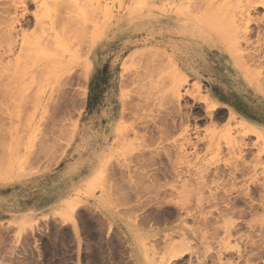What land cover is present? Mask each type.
<instances>
[{"label": "rangeland", "instance_id": "obj_1", "mask_svg": "<svg viewBox=\"0 0 264 264\" xmlns=\"http://www.w3.org/2000/svg\"><path fill=\"white\" fill-rule=\"evenodd\" d=\"M11 26L0 187L39 200L55 181L61 202L26 226L34 246L11 225L0 264H264V0H0ZM34 57L66 66L43 118Z\"/></svg>", "mask_w": 264, "mask_h": 264}, {"label": "bare ground", "instance_id": "obj_2", "mask_svg": "<svg viewBox=\"0 0 264 264\" xmlns=\"http://www.w3.org/2000/svg\"><path fill=\"white\" fill-rule=\"evenodd\" d=\"M14 27H9V28H6V30H4L5 32H4V36H0V39H1V44L3 45V43H5V45H1L0 44V58L2 59V61H3V58H5V55L6 54H11V53H13L14 51H15V49H16V46H17V44H18V40L16 39V37H14ZM50 37V36H49ZM53 37V36H52ZM54 37H56V36H54ZM47 38V40H44V38H43V41H39V40H41V39H39V40H37L36 42H35V45L38 47V49H40V48H43V47H45V48H49L48 46H53V45H59L58 47H63L64 48V50L66 51V48H65V46H68V48L70 49L71 47L70 46H74V43H72V42H75V44H76V42L78 41V42H80V40H78V39H75V38H73V37H66V36H64V38H67L66 40L65 39H59L58 37L57 38H55V39H49L48 37H46ZM45 38V39H46ZM49 39V40H48ZM25 39H23V41H24ZM25 42V41H24ZM77 42V43H78ZM21 44H23V42H20ZM70 43H72L71 45H70ZM25 44V43H24ZM23 44V45H24ZM67 44V45H66ZM26 45V44H25ZM64 45V46H63ZM5 46V48H3ZM22 46V45H21ZM20 46V47H21ZM56 46H54V47H52L53 49H48L47 51H49V50H51L50 52H52V50H54V48H55ZM58 47H56L55 48V52H57V54H58V50H59V48ZM3 48V49H2ZM23 48V47H22ZM25 48V47H24ZM23 48V49H24ZM62 48V49H63ZM37 49V50H38ZM68 49V50H69ZM3 50V51H2ZM43 51L45 50V49H42ZM42 50H40V55L41 54H45V53H41L42 52ZM57 50V51H56ZM61 51V52H65V51ZM72 50V49H71ZM24 51V50H23ZM46 51V52H47ZM53 51V53H55ZM60 51H59V53H60ZM39 52V51H38ZM48 55H50L49 56V58H52V57H54V54L52 55V53H47ZM47 55V56H48ZM46 55H41V57H47ZM74 56V55H73ZM61 59H63V57H61V56H59ZM257 57V56H256ZM259 57V56H258ZM35 58L36 57H34V61H35ZM56 58H57V56H56ZM73 58V57H72ZM72 58H70V59H72ZM260 58V57H259ZM40 59V58H39ZM65 60H66V57L64 58ZM258 59V58H257ZM36 60H37V63H38V61L40 62V64H35L36 66H34V68L31 70V71H29V72H27L26 73V76L27 75H29V77L31 78V82H32V84L33 83H35V87H39L38 89H37V91L36 92H33V93H31V94H27L28 96L26 97V99H25V104L26 105H29L32 109H41V111H40V114L42 115V118H43V115L45 114V113H47V104L49 103V100H51L52 99V96H53V93L56 91V92H59L60 91V87H61V84H62V82H63V80H62V75L65 73V71L66 70H64L65 69V64L61 61V60H59V59H54V60H50V61H48V62H44V63H42L41 61V59L40 60H38L37 58H36ZM241 60V59H240ZM247 60V63H248V59H246ZM2 61L0 62V63H2ZM31 61V60H30ZM43 61H44V59H43ZM243 61V60H242ZM36 62V61H35ZM64 62H66V61H64ZM71 63H72V61H70ZM69 62V63H70ZM250 62V61H249ZM256 62V61H255ZM30 63V62H29ZM242 63V62H241ZM243 63H244V61H243ZM247 63H244V66H247L246 64ZM66 65H70V64H66ZM2 66V65H1ZM26 67V66H25ZM32 67H33V64H32ZM71 67V66H70ZM69 67V68H70ZM24 68V67H23ZM27 68V67H26ZM30 68V67H29ZM28 68V69H29ZM251 68V67H250ZM0 69H1V67H0ZM31 69V68H30ZM19 71H20V69H19ZM22 73V72H21ZM25 73V72H24ZM177 74V73H176ZM24 75V74H23ZM178 75V74H177ZM23 77H25V76H23ZM65 77V76H64ZM63 77V78H64ZM26 78V77H25ZM23 79V78H22ZM13 80H15V79H13V78H11V76L9 75H7V76H5V75H3V74H0V86L1 85H4V84H6V83H8V84H10V82H12ZM172 80H174V79H172ZM30 81L28 82L29 84H30ZM20 84H22V83H20ZM23 84H25V83H23ZM177 84H178V82H177ZM180 85H181V83H180ZM179 85V86H180ZM178 86V85H177ZM178 86V87H179ZM47 88V87H50L51 88V94H50V96L48 97V99H45V97H44V93H43V90L41 89V88ZM56 87H58L57 89H56ZM178 90V89H177ZM175 92V91H174ZM26 95V94H25ZM24 95V96H25ZM23 96V97H24ZM22 97V98H23ZM181 97V96H180ZM124 100H126V99H124ZM127 101V100H126ZM47 102V103H46ZM124 104V103H123ZM128 103H126L125 105H127ZM131 105V104H130ZM123 106V105H122ZM124 107V106H123ZM122 107V108H123ZM126 108V107H125ZM127 109V108H126ZM184 119V118H183ZM150 120V119H149ZM125 121V120H124ZM148 124V123H147ZM184 124V123H183ZM43 125V124H42ZM135 126H136V124H134ZM133 126V125H132ZM143 127H145V126H143ZM149 127V126H148ZM53 128V127H52ZM36 129H38V128H36V124H32L31 126H30V130L32 131H35ZM147 129V128H146ZM168 129V128H167ZM247 129V128H246ZM159 130V129H158ZM163 130H164V128H163ZM162 130V128H161V131L159 132L160 134L159 135H161V133L163 132V133H165L164 131ZM50 131H51V129H50ZM68 131V130H67ZM168 131V130H167ZM47 132H49V131H47ZM131 133H132V131H130ZM129 131L128 132H126V134H128V133H130ZM147 132V131H146ZM244 132V131H243ZM246 132V131H245ZM244 132V134H246ZM44 133L46 134V131L44 130ZM63 133V132H62ZM240 133V132H239ZM43 135L44 137L46 136V135ZM66 134H68V133H66ZM134 134V133H133ZM137 134V133H136ZM168 134V133H167ZM166 134V135H167ZM247 134H248V132H247ZM70 135V134H69ZM124 135V134H123ZM129 135V134H128ZM135 135V134H134ZM165 135V136H166ZM117 136H122V135H117ZM123 137V136H122ZM126 137H128V136H126ZM168 137H170L169 136V134H168ZM227 137V136H226ZM248 137H249V135H248ZM160 138H163V137H160ZM225 138V137H224ZM120 139V138H119ZM124 139H125V137H124ZM128 139V138H127ZM170 139V138H169ZM168 139V140H169ZM261 139H263V137L261 138ZM261 139H260V141H261ZM42 140H45L46 141V139H42ZM126 140V139H125ZM162 140V139H161ZM165 140H166V137H165ZM167 140V141H168ZM240 140V139H239ZM164 141V140H163ZM41 143H42V141H40ZM47 142V141H46ZM106 142H108V141H106ZM127 142H128V140H127ZM190 142V141H189ZM262 142V141H261ZM120 143V142H119ZM122 143H126V142H124V140L122 141ZM234 143V142H233ZM47 144V143H46ZM227 144V143H226ZM178 145V144H177ZM182 145V144H181ZM243 145V144H242ZM39 146V145H38ZM44 146V145H43ZM186 146V145H185ZM179 148V146L177 147V149ZM181 150H182V148H181ZM97 151V150H96ZM185 151V150H184ZM159 153V152H158ZM180 153H182L181 151H180ZM157 156L156 157H158V158H160V156L161 155H159V154H156ZM184 155V154H183ZM185 156V155H184ZM183 156V157H184ZM32 157V156H31ZM187 157H188V155H187ZM185 158V157H184ZM183 158V159H184ZM55 159H56V157H55ZM113 159V158H112ZM112 159L111 158H103V157H101V156H96V157H93V170L95 171V172H97V173H101V171H102V167L103 166H107V165H111L114 161H112ZM182 159V160H183ZM155 160H159V159H155ZM153 161H154V159H153ZM184 161V160H183ZM31 162V161H30ZM56 162V161H55ZM158 162H160V161H158ZM160 164V163H159ZM7 165V164H6ZM5 165V166H6ZM4 166V167H5ZM6 167H8V166H6ZM5 169V168H4ZM4 169H3V171H4ZM0 170H2V168L0 169ZM7 170H8V168H7ZM3 171H1V173L3 172ZM5 172V171H4ZM3 172V174L4 175H7V174H5ZM18 172V171H17ZM32 172V171H31ZM160 172H162V171H160ZM9 173V172H8ZM3 174H1V176L3 175ZM10 174V173H9ZM111 175V174H110ZM161 175H162V173H161ZM23 176V175H22ZM109 176V175H108ZM154 177H156V176H154ZM110 179H113V176H112V178L110 177Z\"/></svg>", "mask_w": 264, "mask_h": 264}, {"label": "crops", "instance_id": "obj_3", "mask_svg": "<svg viewBox=\"0 0 264 264\" xmlns=\"http://www.w3.org/2000/svg\"><path fill=\"white\" fill-rule=\"evenodd\" d=\"M55 185V181L42 183L38 187V190L42 191V198L39 200L17 195L14 186L0 187V249L14 248L16 229L11 227L12 224L25 227L23 234H28L27 238L33 239L32 246H34L37 239L30 235L31 230L26 226L57 217L54 210L60 204L61 198L52 192L56 188ZM2 252L0 251V259L4 258Z\"/></svg>", "mask_w": 264, "mask_h": 264}]
</instances>
